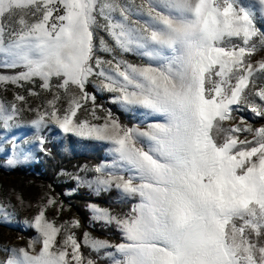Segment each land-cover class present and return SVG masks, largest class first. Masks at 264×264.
Returning <instances> with one entry per match:
<instances>
[{"label":"snow or ice","instance_id":"obj_1","mask_svg":"<svg viewBox=\"0 0 264 264\" xmlns=\"http://www.w3.org/2000/svg\"><path fill=\"white\" fill-rule=\"evenodd\" d=\"M258 18L264 0H0V68L19 69L0 74V85L38 82L52 98L43 111L31 109L37 130L54 125L111 145V164L76 179L97 194L115 189L138 201L122 216L89 206L93 219L121 233L118 244L84 234L97 253L114 249L110 264H264V125L229 123L242 108L264 118V58L252 59L264 51ZM129 52L148 62L118 58ZM90 83L158 122L140 130L110 110L97 115ZM14 101L20 105L0 101L5 128L27 103L19 93ZM81 109L103 122L80 119ZM38 141L47 153L45 138ZM55 204L49 198L25 221L38 238L3 248L0 264H96L70 231L78 220L47 219ZM0 214L11 213L0 205Z\"/></svg>","mask_w":264,"mask_h":264},{"label":"rangeland","instance_id":"obj_2","mask_svg":"<svg viewBox=\"0 0 264 264\" xmlns=\"http://www.w3.org/2000/svg\"><path fill=\"white\" fill-rule=\"evenodd\" d=\"M137 3L140 0H136ZM261 21L259 18L257 22ZM100 36L108 37L105 33H98ZM106 59L110 58L107 54L100 53ZM118 58L124 59L132 64L142 65L147 63V58L138 55L135 52L122 53ZM264 58V51H258L253 57V61H257ZM19 69H4L0 68V74L12 75L15 74ZM32 88L33 91L39 93V95H29L28 89ZM89 93L96 96V113L99 116H105L107 110L102 105V100L113 104L117 109L123 111L126 114V119L131 121V124L121 123L127 127H135L140 130H147L148 125L158 122V117L155 115L147 114V111L138 107L129 106L127 109L121 107L118 103H113V97L115 93L101 92L97 90L93 84L87 86ZM75 91V90H73ZM19 93L25 96L27 103L23 104V110L19 113L15 122L11 126L5 128L0 124V205L7 207L8 212L11 213L6 219L0 214V260L6 258V253L3 248L12 247H26L30 240L38 238V233L34 228H30L25 224V221L31 220L40 210L44 207L49 198L53 199L56 204L50 206L46 210V217L49 220H54L57 225L70 222L72 220H78L79 216L73 213L71 208L72 204L78 200L75 195L101 196L107 194L110 191L100 192L97 194L87 185L82 184L76 179L77 176L82 178L91 179L96 174L91 171L97 165L100 164H111L113 156L110 152V147L106 142H100L104 147V158L99 163L85 162L81 165L71 166L70 168L61 169L53 179H49L46 176V172L43 167L36 170L34 167L37 165L41 166L45 163L47 157L50 156V149L46 148L47 145L59 144L64 137L68 134H64L54 125H49L46 128L37 130L31 121L36 118V112L31 109L39 108L43 111L47 107V101L52 98V94L43 91L39 88L38 82L36 85L26 84L23 88L16 87L15 85H0V101L9 105L12 102L20 105V102L14 101V96ZM61 101V106L66 102ZM257 102L261 103L257 98ZM92 104L89 102L86 105V109H91ZM112 115L116 117L114 112ZM236 120L229 123H237L240 117H244L246 123L252 124L253 127L258 128L264 125V118L255 116L248 109H241L240 111L234 112L233 114ZM80 119H90L92 117L89 111L81 109L78 113ZM93 123H102L103 121L92 120ZM45 138L44 147L48 149L47 153L41 150V146L38 141V137ZM74 138L79 140H90L72 135ZM95 141V140H94ZM12 145H16L13 149ZM9 160H16L17 163L14 166L8 164ZM25 170L24 173L17 172V169ZM115 190V189H113ZM120 195V194H119ZM133 203L124 204L120 203L119 206L114 209L100 205L97 201L87 200L85 201L86 208L90 213L92 223H97L104 228H114L115 231L120 235L121 241L113 242L107 235H100L92 231L91 229L84 230L79 235V227L71 228L70 231L74 232L77 240L81 243V252L85 258H91L96 261V264H110L109 259L106 255L107 252H113L114 249H103L99 253L94 251L91 247L84 245V234L88 233L90 237L108 241L110 244H118L122 242V236L116 225L107 224L99 220L93 219V213L91 212L90 205H96L100 208L108 209L114 216H122L127 214L131 207L138 201L131 199ZM130 205L129 209L125 206ZM63 232L61 233V237ZM39 244L36 245L37 249ZM83 248L88 249L89 252H84ZM90 253L96 255L92 257Z\"/></svg>","mask_w":264,"mask_h":264},{"label":"trees","instance_id":"obj_3","mask_svg":"<svg viewBox=\"0 0 264 264\" xmlns=\"http://www.w3.org/2000/svg\"><path fill=\"white\" fill-rule=\"evenodd\" d=\"M257 25L258 27L264 28V23L260 21L257 22ZM102 105L107 111L110 110L114 112L121 123L131 124V121L126 119V114L117 109L113 104L102 100ZM46 148L50 149V156L47 157L45 163H42L41 166L37 165L34 168L40 170L38 168L43 167L49 179H53L61 169L81 165L85 162L99 163L104 158V147L101 143L94 140H79L74 138L71 134L66 135L64 140L59 144L47 145ZM17 172L24 173L25 170L19 168ZM75 198L78 200L72 204L71 210L79 216V235H81L84 230L91 229L97 234L107 235L113 242L121 241L120 235L114 228H104L97 223L91 222L90 213L86 208L85 201L94 200L100 205L114 209V207L119 206L120 203H133L131 199L122 198L116 190H111L107 194L96 197L77 194ZM125 207L129 209L130 205ZM83 250L84 252H89L86 248H83ZM90 254L93 258L96 257L95 254Z\"/></svg>","mask_w":264,"mask_h":264}]
</instances>
